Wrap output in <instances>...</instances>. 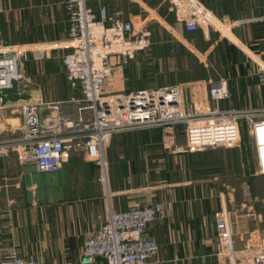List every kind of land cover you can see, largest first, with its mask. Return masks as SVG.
Segmentation results:
<instances>
[{
    "label": "crops",
    "instance_id": "1",
    "mask_svg": "<svg viewBox=\"0 0 264 264\" xmlns=\"http://www.w3.org/2000/svg\"><path fill=\"white\" fill-rule=\"evenodd\" d=\"M100 3L111 16L150 32V46L116 72L117 91L179 84L186 107L206 110L213 107L208 81L221 78L230 93V99L220 104L222 109L263 105L264 93L251 73L255 62L264 59V20L236 22L264 17V0H202L221 27L194 32H186L176 20L168 0ZM90 5L96 8L99 3ZM67 20L64 0H0V46L62 41L67 36ZM196 40L201 46L208 44L207 49L195 48ZM186 43V49L181 47ZM200 52L209 57L210 69L200 67ZM23 70L28 78V68L23 66ZM63 84L68 87L64 78ZM26 88L30 89L27 99L43 100L32 87ZM69 101L44 102L60 110ZM8 115L7 110L0 112V138L11 135L10 123L3 121ZM170 138L161 129L110 138L105 149L107 188L99 182L98 164L83 152L70 153L54 173L20 163L12 151L0 156V254L15 251L42 264H79L84 240L98 230L109 210L162 202L164 220L149 224L145 232L159 246L150 264H227L216 256L219 245L213 220L216 210L228 208L226 195L213 188L204 173L207 164L197 159L204 156L202 151L173 154ZM232 219L240 247L245 239L240 238L247 232L236 229Z\"/></svg>",
    "mask_w": 264,
    "mask_h": 264
},
{
    "label": "built area",
    "instance_id": "2",
    "mask_svg": "<svg viewBox=\"0 0 264 264\" xmlns=\"http://www.w3.org/2000/svg\"><path fill=\"white\" fill-rule=\"evenodd\" d=\"M91 2L99 5L94 8ZM100 2L64 0L68 29L62 41L0 46V112H9L3 121L10 123L11 129L8 138H0V156L12 151L20 163H32L41 173H54L70 153L83 152L98 164L99 182L107 188L105 149L114 135L161 129L171 136L168 144L172 153L185 154L212 146H236L245 126L254 144L252 176H264V103L257 108L222 109L220 104L230 99V93L221 78L208 81L213 107L206 110L186 107L179 84L117 91L116 72L150 46V32L136 30L131 22L111 16ZM168 2L186 31L218 29L201 0ZM262 20L264 17H255L236 24ZM56 51H62L63 78L74 94L69 101L76 105L74 112H61L56 104L42 99L7 103L5 91L13 82L18 94L29 82L23 62L28 58H48ZM251 77L264 93V59L255 62ZM43 112L45 118H41ZM177 127L182 128L184 144L177 143L174 136ZM165 216L162 202L134 203L123 211L109 210L98 230L84 240L79 264H150L159 246L146 235V228ZM213 220L219 260L227 264H264V239L258 245L244 240L243 246H236L227 207L216 210ZM0 264L42 263L24 259L14 251L7 256L0 254Z\"/></svg>",
    "mask_w": 264,
    "mask_h": 264
},
{
    "label": "rangeland",
    "instance_id": "3",
    "mask_svg": "<svg viewBox=\"0 0 264 264\" xmlns=\"http://www.w3.org/2000/svg\"><path fill=\"white\" fill-rule=\"evenodd\" d=\"M193 45L195 48L205 50L208 47V44L201 46L197 40L193 42ZM181 47L186 49L187 43ZM61 55L62 52L56 51L51 53L48 58L39 60L29 58L23 62L24 68L29 70H27L29 76L27 83L30 84L26 87H32L34 92L37 95L40 94L44 101H66L74 97V94H71L72 91H68V87L66 88L63 84ZM198 56L200 60L196 59L200 61V67L210 69L209 57L204 52H200ZM173 67L174 65L171 64V69ZM188 67L190 64L187 65ZM29 91L30 89L27 88H21V94H18L17 90L5 91V100L27 99ZM73 107L74 104L72 103H62L60 110L70 113L74 112L75 107ZM175 130L174 136L177 143L184 144L182 128L177 127ZM240 140L239 144L233 147L212 146L204 148L201 150L204 156L201 157L200 154L197 159L207 157L210 160V171L206 173L210 176L212 187L225 193L231 219L234 217V221H236V229L247 232V235L245 234L247 238L244 236V240L258 245L264 239V176H252L255 167L254 144L245 126L241 129ZM240 246H243V241H240Z\"/></svg>",
    "mask_w": 264,
    "mask_h": 264
},
{
    "label": "trees",
    "instance_id": "4",
    "mask_svg": "<svg viewBox=\"0 0 264 264\" xmlns=\"http://www.w3.org/2000/svg\"><path fill=\"white\" fill-rule=\"evenodd\" d=\"M186 32H189V31H186ZM190 32H194V31H190ZM8 45H11V44H8ZM204 163L207 164V166H205L204 168L205 172H209L210 171V160L207 157L204 159Z\"/></svg>",
    "mask_w": 264,
    "mask_h": 264
},
{
    "label": "water",
    "instance_id": "5",
    "mask_svg": "<svg viewBox=\"0 0 264 264\" xmlns=\"http://www.w3.org/2000/svg\"><path fill=\"white\" fill-rule=\"evenodd\" d=\"M15 89V83L13 82L12 83V87H11V89H9V90H14Z\"/></svg>",
    "mask_w": 264,
    "mask_h": 264
}]
</instances>
